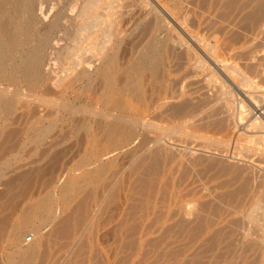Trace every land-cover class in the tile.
<instances>
[{
  "label": "rangeland",
  "instance_id": "obj_1",
  "mask_svg": "<svg viewBox=\"0 0 264 264\" xmlns=\"http://www.w3.org/2000/svg\"><path fill=\"white\" fill-rule=\"evenodd\" d=\"M40 1L41 88L27 89L20 74L0 80L16 104L0 123V264L18 256L13 226L43 198L53 200L52 217H35L43 222L36 238L28 229L18 243L38 241L34 264H264V92L257 88L264 89V0H116L124 16L118 69L128 70L122 82L138 77L144 86L142 101L127 111L144 122L115 146L87 110L107 109L96 102L97 75L61 82L69 58L58 61L78 34L82 0H60L67 21L60 26L56 0ZM150 45L163 60L160 82L141 69ZM67 179L77 184L64 196Z\"/></svg>",
  "mask_w": 264,
  "mask_h": 264
},
{
  "label": "bare ground",
  "instance_id": "obj_2",
  "mask_svg": "<svg viewBox=\"0 0 264 264\" xmlns=\"http://www.w3.org/2000/svg\"><path fill=\"white\" fill-rule=\"evenodd\" d=\"M50 1H52V0H50ZM132 1H134V0H132ZM115 2H116V0H82L80 2V5L78 4V6H77L78 16H77V19H75L74 24L73 23L72 24L75 26L73 28L74 29L73 31H75V33L77 32L78 34H81V36H79L77 34V35H75V37H73V45L66 47L65 53L63 51L60 54V59L58 61V62H60L62 55L65 58H69L68 66L62 70L63 78L61 79V82L66 77H68L70 75H74V74H75L74 78L76 80H81V78L85 74L90 75V74L95 73V75H97L96 77L98 78V80L101 83V88H100L101 90H100V92L98 91L99 94L97 96L96 102H97V104L99 103V104H102L103 106H106L107 109L104 112L103 111L99 112V111H96L95 109L94 110L87 109V110L90 112V114H92L95 117V119L99 120L97 126L101 129L103 135L105 136V138H107V141H109L110 146H115L118 144L129 142L135 136L137 128H139L142 125V123L144 122V120L141 117H131L130 114H128V113H130L129 112L130 110L127 111L128 106L131 105L132 102L142 101L143 96H144V93H143L144 89H142L143 83L142 84L140 83V80L138 79V77L135 81H128V82L124 81V82H122L123 73L127 72L128 70L127 71L124 70L125 72L121 73L122 71H119V69H118L117 45L121 39V36H124V34L121 35V31H120L121 18H123L124 16L122 14L123 17L122 16L119 17L118 11H120V10L118 8H120V6L117 8L116 5L114 4ZM126 2H129V0ZM150 2H152V1H150ZM61 4H62V2L60 0H56L52 6V9L56 10V11H54L55 12V14H54L55 18H53V25H56V26H60L61 24H67L66 23L67 21L66 22L64 21L63 9H61L59 7ZM116 4H119V3H116ZM122 4H125V3H122ZM150 4H148V6ZM76 5H75V8H76ZM156 5H157V7H159L158 10L162 15H164L165 17L174 19L172 17V15L170 14L168 8H166L167 5L166 6H164L163 4L161 5L158 1H157ZM44 6H45V4L40 0H0V80H2L1 78H3V80H5L4 77L9 76L12 80L17 81L18 79L16 80V78H17L16 76H17V74H20V76H18V77L21 78V81L23 82L24 86L27 89L35 90L41 86L43 65H45V64H43V62H44V58L46 55V44H44L43 41L41 40V35H42L41 32L42 31L40 30V28H41L40 24H42V20L39 19L40 17H39L38 9L41 10V11L40 10L39 11L41 12L40 14L42 15V10L44 9ZM133 6H134V4H133ZM155 6H154V8H155ZM58 7L60 9H58ZM129 8H130V6H129ZM135 8H137V7H135ZM144 8L140 7V9L137 13L140 14L144 10ZM149 8H150V6H149ZM130 10L132 11V9H130ZM123 11H125V10L123 9ZM128 11H127V13H128ZM156 13L154 12V15L155 16L158 15L156 19H159L158 21H160L161 16L159 14H156ZM126 14H125V17L128 16ZM130 14H131V12H130ZM50 15H51V13H50ZM174 15H176V14H174ZM129 17H130V15H129ZM144 19H146V18H143V20L142 19L141 20L144 21ZM65 20H66V18H65ZM126 20H127V18H126ZM134 20H136V19H134ZM142 21L139 23H142ZM162 21H165V20H162ZM43 23H45L44 20H43ZM137 23H138V21H137ZM161 26H162L161 23H160V26H158V27L156 25V27H155V28H157L156 32L154 31L156 33L155 34L156 36H157V34H159V32L161 33V29H163L165 27L164 26L162 28ZM86 30L88 31V34L85 35V33H83L82 31H86ZM123 30H124V28H123ZM124 32H122V33H124ZM82 33H83V36H82ZM123 40H125V39L123 38ZM148 44H150V42ZM120 45H122V44H120ZM144 46H143V48H144ZM153 46H155V45L153 44ZM120 47L118 49H120ZM152 48L153 47L151 46V48L149 50L147 49V51L142 50L143 54H142L141 58L143 59V61L140 60V62L142 61L141 63L144 62V64L141 65V67H142L141 69H143V71H145V69H147L151 75L150 78H153V80L157 79L160 82L161 78H162L161 77L162 76L161 75V69H162L161 62L163 60H161L162 58L158 57L161 60L160 61L157 58V56L155 57L154 52L151 50ZM145 50H146V48H145ZM142 51L140 53H142ZM158 51L159 50H156L155 52L161 53V51H159V52ZM160 53H159V55L162 57V54H160ZM137 54H135V55H137ZM209 56L207 55V58L214 64V61L212 60V58H210L211 56L210 57ZM132 60H134V59H132ZM119 61H120V59H119ZM138 61H139V59H138ZM10 63H13L14 65L12 64L13 66L11 65L12 66L11 67ZM138 64H140V63L138 62ZM198 64H200V63L198 62ZM164 67H165V64H164ZM120 70H122V69H120ZM139 73H141V71ZM141 75H142V73H141ZM126 77H127V75H126ZM132 78H133V76H132ZM9 79L5 80V81H10ZM82 79H84V78H82ZM262 87L257 86L259 91L264 92V89ZM0 89H2V90H0V123H1V122H4L5 119H7L9 117V115L13 113L12 111L14 110L16 104H15V97L12 96V94H9L8 88L3 89L0 87ZM252 89H253V87H252ZM255 90H257V89H255ZM16 95H17L16 98H18L19 92H17ZM261 95H263V94H261ZM125 96L127 97L126 99H124ZM263 98H264V95H263L262 99ZM221 101H223V100H221ZM255 101H256V99H255ZM145 102H146V99H145ZM259 102H260V100H259ZM263 103H264V101H263ZM134 104H136V103H134ZM64 108H72L71 110L76 109V108L78 109V107L75 104H70V105L64 104ZM102 108H104V107H102ZM246 108H248V107H246ZM129 109H130V107H129ZM256 116L258 117V115H256ZM248 118H249V116H248ZM256 119H254V120H256ZM260 121L258 123L259 124L258 126L261 127L262 130H264L263 129L264 125L261 126L262 124L260 123ZM250 124L251 123H249L248 127L250 126ZM254 124H255V122H254ZM254 127H255V125H254ZM254 127H252V128H254ZM47 130H45V131L47 132ZM247 130L250 131V128ZM256 130H258V129H256ZM41 134H42V132H41ZM45 135H46V133L44 134V136ZM38 137L41 138L42 136L38 135ZM200 137L201 136H199V138ZM97 138H99V137H97L96 135H93L90 141L94 145H96L98 143ZM94 145H93V147H94ZM96 146H98V145H96ZM93 147H92V149H93ZM67 180L68 181H66L63 184L62 190H61V191H63V194H66L64 196H67V193L70 191L71 186L75 184V181H77L74 179H67ZM76 184H75V186H76ZM80 186H81V184H80ZM80 186H78V187L80 188ZM79 188H77L76 190H79ZM73 189L75 190V188H73ZM61 193L62 192H60V194ZM63 198L64 197H62L61 199H63ZM70 198H71V196H70ZM65 200H66L65 202H67V199H65ZM52 201L50 198H43L40 200L38 199V201H36L34 204H32L30 207H28V209L23 214H21L22 216L20 218V221L18 223L14 224L13 230H12L11 235L9 237V241H10L11 245H13L14 247L17 248V250H18L17 253H19V254H18V256L17 255L15 256L13 254H12L13 256H10V255L8 257L5 256V257H7V264H34L35 259L38 256L37 253H39L38 250L40 249L38 241L35 239L32 243H28L26 246H20V245H18V243H19V241H21L20 237L22 235H24L25 234L24 232L28 229H30V231L33 232V236H35L34 238H36V235L40 231V227H41L40 224L43 223L42 222L43 220L38 221V222H42L39 224V223L35 222L34 218L37 216H46V217L50 216V217H52L51 216L52 211L54 210L53 206H52V204H53ZM55 201L56 200H54V202ZM68 201H70V199ZM189 210H190V208H189ZM188 214H187V216H188ZM261 217L264 221V211L262 212ZM51 220H52V218H51Z\"/></svg>",
  "mask_w": 264,
  "mask_h": 264
},
{
  "label": "built area",
  "instance_id": "obj_3",
  "mask_svg": "<svg viewBox=\"0 0 264 264\" xmlns=\"http://www.w3.org/2000/svg\"><path fill=\"white\" fill-rule=\"evenodd\" d=\"M262 113V112H261ZM32 238H29L28 241H30Z\"/></svg>",
  "mask_w": 264,
  "mask_h": 264
}]
</instances>
